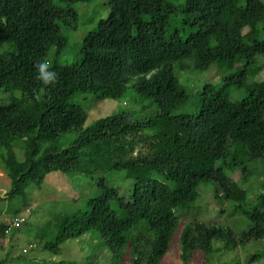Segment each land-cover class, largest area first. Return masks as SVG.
Listing matches in <instances>:
<instances>
[{"label": "trees", "instance_id": "1", "mask_svg": "<svg viewBox=\"0 0 264 264\" xmlns=\"http://www.w3.org/2000/svg\"><path fill=\"white\" fill-rule=\"evenodd\" d=\"M91 2L0 0V41L11 43L0 54V89L10 94L7 103L0 99V149L7 151L0 157L11 182L0 195V215L28 211L26 190L40 188L54 171L90 178L100 193L85 211L50 215L38 238L56 233L44 250L59 255L68 240L95 233L97 250L81 264H161L179 212L199 209L203 186L213 183L214 199L248 229L236 234L234 221L188 224L183 264H218L213 256L263 242L264 191L250 200L230 174L241 171L245 181L252 173L238 170L243 158L264 160V82L256 80L263 69L264 0H108V16L83 38L77 59L63 64L66 34L78 27L75 6ZM43 59L59 73L47 89L36 79ZM212 67L219 85L182 83L183 75ZM128 91L140 114L123 110L91 127L87 110L72 102L87 93L97 103L121 100ZM143 111L148 118L141 119ZM70 133L75 139L61 147ZM19 141L23 162L13 151ZM116 172L131 181L128 194L108 187ZM7 232L0 223V238Z\"/></svg>", "mask_w": 264, "mask_h": 264}, {"label": "rangeland", "instance_id": "2", "mask_svg": "<svg viewBox=\"0 0 264 264\" xmlns=\"http://www.w3.org/2000/svg\"><path fill=\"white\" fill-rule=\"evenodd\" d=\"M185 0H175L177 5H181ZM108 0H92L91 3H80L75 6L78 15L77 30L67 32L66 36L69 39L66 50L61 55V62L63 64H72L77 59V54L83 42V38L91 31H93L100 19H105L110 7L107 5ZM11 47L10 42L0 41V54L8 51ZM263 66L261 74L256 79L264 82V57L260 59ZM182 83L191 89L193 84L203 85L204 83L220 84V75L216 67H212L210 71L197 74L189 72L183 75ZM189 82L187 83V81ZM15 96H19L16 93ZM10 94L5 93L0 89L1 102L7 103ZM131 93L128 91L125 97L121 100H105L102 102H95L93 95L81 94L77 95L72 102L82 106L87 110L88 118L85 127L93 126L100 119L111 117L123 110L131 111L133 114H140V107L135 106L131 102ZM197 101V100H196ZM193 107L188 109L192 112ZM148 118L147 112H142L141 119ZM74 133L66 134L61 140V147L66 148L75 139ZM24 142L19 141L14 146V153L17 159L21 162L25 160ZM7 151L0 149V155L6 156ZM244 164L238 165V170L244 166L246 170L252 174L248 179L243 181V174L234 172L230 174L232 179L243 186L247 192L250 200H255L264 191V160L250 161L247 157L243 158ZM72 173L63 174L60 172H52L48 175L45 182L41 184L40 188L31 185L26 190L28 198L31 202L30 209L20 215L26 218V223L19 229L11 228L13 219L19 217L11 215H0V223L8 226V232L5 238H0V259L12 260L9 264H57L61 261L76 262L81 264L85 258L97 250L95 244L97 234H89L80 239L68 240L61 246V253L53 255L44 250V245L50 241L55 235L53 231L49 236L39 239V230L43 229L50 215L52 214H68L73 215L78 211H85L88 206V201L100 193V189L96 187L95 182L88 178L76 179ZM98 177V176H97ZM108 187L116 188L123 194H128L129 183L125 177L124 172L112 173L107 177ZM205 187V188H204ZM11 188L10 179L4 171V163L0 157V195L5 197ZM214 184L204 185L201 190L202 199L198 204L199 209L189 212H179V229L173 241L170 252L166 255L161 264H183L181 260V235L184 228L194 222L214 223L219 222L221 225H228L236 222L235 233L239 234L248 228L241 223L237 216H233V209L229 208L227 204L214 199ZM225 210L226 214L220 217L219 212ZM223 221V222H222ZM222 222V223H220ZM233 227V226H232ZM36 248L31 250L30 246ZM216 247H222L221 243H216ZM27 250V253L24 252ZM198 258H200L198 256ZM212 262L218 264H264V241L251 243L238 248L235 252H222L219 255L212 257ZM109 261L102 260V264H109ZM190 264H201L193 261Z\"/></svg>", "mask_w": 264, "mask_h": 264}, {"label": "clouds", "instance_id": "3", "mask_svg": "<svg viewBox=\"0 0 264 264\" xmlns=\"http://www.w3.org/2000/svg\"><path fill=\"white\" fill-rule=\"evenodd\" d=\"M36 79L41 85L47 89L50 86H55L59 82V73L55 70L53 64L47 59H43L36 64ZM39 99V97H37Z\"/></svg>", "mask_w": 264, "mask_h": 264}, {"label": "built area", "instance_id": "4", "mask_svg": "<svg viewBox=\"0 0 264 264\" xmlns=\"http://www.w3.org/2000/svg\"><path fill=\"white\" fill-rule=\"evenodd\" d=\"M26 223V218L22 215H20L19 217L13 219L12 221V224H11V228L12 229H19L21 228L24 224ZM36 248V245L35 247L34 246H30L29 249L33 250ZM25 253H27V250H24Z\"/></svg>", "mask_w": 264, "mask_h": 264}]
</instances>
